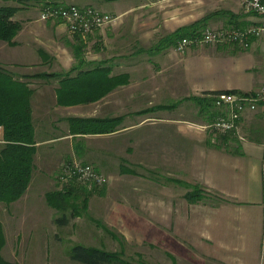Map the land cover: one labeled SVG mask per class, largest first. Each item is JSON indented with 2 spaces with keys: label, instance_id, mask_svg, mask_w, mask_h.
Returning <instances> with one entry per match:
<instances>
[{
  "label": "crops",
  "instance_id": "1",
  "mask_svg": "<svg viewBox=\"0 0 264 264\" xmlns=\"http://www.w3.org/2000/svg\"><path fill=\"white\" fill-rule=\"evenodd\" d=\"M52 1L93 6L116 19L82 39L61 21L40 19L44 0L19 4L15 18L21 29L12 43L0 40V64L33 88L36 152L28 188L10 205H28L31 210L22 215L40 218L36 209L49 208L45 195L59 189L56 178L66 162L88 163L110 180L107 188L94 192L104 199L109 214L136 222V208L148 205L154 243L161 248L162 241H182L185 248L178 255L175 251L177 256L171 254V246L156 251L158 264L162 258L173 264L175 257L179 264H264V112L258 107L242 115L241 154L207 146V133L199 127L221 112L216 99L222 91L250 92L264 85V33L252 37L246 51L194 41L180 52V41L173 43L182 27L193 25L189 29L200 34L191 39H198L207 29L257 26L264 17L246 9L243 0H134L116 11L103 7L105 1L118 0ZM163 6L170 7L171 21L164 22ZM158 13L159 24L152 25L149 17ZM74 66L72 77L92 71L83 85L93 98L87 102L62 105L57 99L61 77L29 76L55 72L63 77ZM114 80L119 81L115 86ZM207 91L218 94H204ZM209 97L214 104L208 108ZM71 117L110 120L108 126L114 119L116 130L74 133ZM2 135L1 128L0 144ZM125 177L139 179L141 184L129 188L138 195L144 196L151 184V199L141 198L138 205L109 199L113 191L121 195L126 190ZM189 183H199L205 191L196 203L186 199ZM64 214L69 222L73 219L55 208L52 221L58 224ZM8 217H0L6 241L1 254L13 262L6 256ZM55 236L59 238L58 232Z\"/></svg>",
  "mask_w": 264,
  "mask_h": 264
},
{
  "label": "rangeland",
  "instance_id": "2",
  "mask_svg": "<svg viewBox=\"0 0 264 264\" xmlns=\"http://www.w3.org/2000/svg\"><path fill=\"white\" fill-rule=\"evenodd\" d=\"M130 1H134V0H127L126 2H124L123 0H118L116 3H112V1H108L109 2L108 3L105 1L103 8H106L108 11H112V10L116 11L123 6H126V4ZM4 2L5 5H8V3H10V5L19 6V4H21L18 2V0H7ZM2 3L3 2H0V4ZM170 7L171 8L174 7V9L176 10L175 6L171 5ZM170 7L163 6L162 8L164 9L162 10V14L164 16V22L171 21V19L174 18L171 15V11L168 10L170 9ZM156 17L159 19L161 15L159 14L149 17V20L151 21L152 25L159 24L155 19ZM113 21L109 22L108 24L112 23ZM61 23L63 22L61 21ZM63 24L66 26L67 30L71 33L69 26L66 23ZM108 24L104 26H107ZM99 28L102 27H98L97 29ZM94 30H90L89 32L85 33L84 34L85 36L83 37H82L83 33L81 34L71 33V34L81 35L80 37L82 39H86L89 33L93 32ZM252 37H259V36H252ZM252 37L249 39V45ZM204 44L207 46V43ZM213 44L215 45L216 43ZM219 44L232 45L234 46V48L238 47L239 50L241 51H246L248 49L247 47L249 46V45L243 46L239 43H233L230 41L229 42L226 41L224 43H219ZM206 46L204 47L206 48ZM178 50L181 52L184 51L185 48ZM242 62H245L247 66L249 65L247 64L248 63L247 60L244 61L243 59ZM3 65L6 68H9L5 64ZM17 69H14V71H17ZM207 92H205L204 94H206ZM243 93L244 92L242 91L240 94L242 95ZM57 99H58V94H57ZM251 111H255V110H251ZM216 117L217 116H215L212 120H210L207 123H203L199 125V127L207 133L205 144L209 147L215 146L218 149H225V151L234 154H241L242 153L241 141H243V135H242L243 131L239 129V121L242 116L238 119V121H236V123H233L232 126L228 128L213 126L212 123L214 122ZM228 136H232L233 138H236V140L233 139L232 141L229 140L228 142H226L224 140V137L228 138ZM148 163L151 162L149 161ZM61 169L62 170L60 171L61 172L60 175L56 178V180L59 182L57 184V186H59V189L62 188L66 183V178L64 177L65 171L63 168ZM35 173L36 170L34 172V175ZM102 175H104L107 179V181L104 184L86 182L83 179H81V181L79 180V184H83L84 186H87V189L94 190L96 188V190L98 191L104 189L105 187L107 188L110 180L105 174ZM122 181H124L123 183L126 187L125 188L126 190L121 195L120 192L113 191L112 193L113 196H111L109 199L115 198V199L127 200L133 205H138L139 200L141 198H148L149 200L151 199V184L149 185V191L145 192L144 196H142L134 193L129 189L130 185L141 184V182H138L139 179L135 178V180L134 179L131 180V178L125 177L124 180ZM196 184L202 187L201 184L199 183ZM85 189L84 191L81 192L77 191L80 193H78L77 197L73 199V202H71L75 205V208L78 211L84 209V211H82L83 213L79 212V214L75 216L76 217L75 219L73 217V219L68 224H61V225L56 224L52 221V217H51L52 211L54 213L55 208L50 207V205L49 208H46L45 210L41 208V205H39V207L36 209V213L40 214L41 216L40 218L37 217L33 218V214H32L26 219L25 216H23L22 214L31 210L27 208L30 206L21 205L20 207L14 208V206H11L12 202L8 204L0 201V217L3 216L8 217L7 215L8 212H11L12 215H14L13 218L8 217L9 219L7 220V224H5L7 232L9 234L8 241L10 243V246L7 248L6 256L14 260L13 262H15L16 264H84L80 261H76L71 258L74 246H76L77 244H83V245H92V246L100 247L110 251L121 250L123 252L124 258L127 260V262L130 263L158 264L156 259L159 258H155V256L153 255L156 251L167 249L169 246H171L170 252L174 256L176 255L175 251L177 252L178 255V251H183V248H185L182 241L178 239H174L171 242L169 240L162 241L163 245L161 248L159 244L154 243L152 236L153 225L151 221L152 220L151 208L148 205L144 208L142 207L136 208L138 214L136 217V222H133L134 220L133 218L120 217L119 215H116L114 212L109 214L111 210L109 211L108 206L106 207L105 204L101 202L104 199L100 198L101 195H99L98 193L95 194L93 192L94 194H91L89 199L85 201V196H86L85 194L87 193ZM209 193L212 194V192ZM213 194L217 196L216 193ZM86 205L87 208L85 209ZM132 210L134 209H130V211ZM67 212L68 214H71L72 210L68 209L66 213ZM2 213L4 215H2ZM49 213H50V218H49ZM61 218H63V216ZM118 218H120V220H127V221L125 223H118L119 221ZM35 219H39V220L32 221ZM55 232H58L59 238L55 236ZM5 243L6 241L4 238L3 246L5 245ZM262 250H264V247ZM13 251H16L17 255H12V254L10 255V253H12ZM172 263L179 264L176 257L172 259ZM160 264H171V262L168 258L167 259L162 258Z\"/></svg>",
  "mask_w": 264,
  "mask_h": 264
},
{
  "label": "trees",
  "instance_id": "3",
  "mask_svg": "<svg viewBox=\"0 0 264 264\" xmlns=\"http://www.w3.org/2000/svg\"><path fill=\"white\" fill-rule=\"evenodd\" d=\"M26 1L18 0L19 3H25ZM48 3L58 4L57 1L44 0L43 6ZM18 8L19 6L15 5L4 4L0 6V40L12 43L21 29V22L15 18ZM192 27L193 25L179 28L174 33L175 42L173 43L176 44L177 42L178 44L185 37L193 38L198 36L200 33L196 32L194 28L189 29ZM77 36L80 37L81 35ZM73 70H75V66L63 77L55 72L36 73L29 76L31 78L45 79L61 77L57 94L58 102L62 105L87 102L93 99L88 98L86 88H83V85L87 83L86 75L92 71H81L72 77L70 72ZM118 83V80H114V86ZM227 92L241 93L242 91L229 90ZM32 93L33 88L29 86L28 81L16 78L12 72L6 70L0 64V129L2 128L3 130V141L0 144V201L8 204L18 200L26 192L34 169L36 145L34 144V124L30 103ZM207 94H218V91H210ZM191 98L197 103L201 101L197 96H192ZM213 101V97L207 98L206 105L208 108L213 106ZM219 113L214 112V117L218 116ZM69 121L70 129L74 133L89 134L116 130L114 119V124L111 126L107 125L110 120L105 119L71 117ZM233 139L236 140L232 136L224 137L226 142ZM64 176L66 178L65 185L60 189L48 191L45 197L50 206L64 212L71 209V216L75 217L79 212L84 211V209L78 211L75 205L71 203L77 197V194L86 188V201L93 192L98 190L96 188L94 190L87 189V186L79 184V179L76 177H67L65 174ZM190 186L191 190L186 193L188 201L197 202L205 196V191L200 185L190 184ZM56 221L58 224H68L69 218L64 214L63 218H57ZM3 242V229L0 223V264H16L2 256ZM71 258L84 264H134L127 262L121 250L110 251L83 244L74 246Z\"/></svg>",
  "mask_w": 264,
  "mask_h": 264
},
{
  "label": "built area",
  "instance_id": "4",
  "mask_svg": "<svg viewBox=\"0 0 264 264\" xmlns=\"http://www.w3.org/2000/svg\"><path fill=\"white\" fill-rule=\"evenodd\" d=\"M246 9L255 11L264 17V0H243ZM115 16L103 12L93 6H80L77 4H51L43 6L40 11L41 20H60L66 23L71 33L83 35L90 30L103 27L115 20ZM264 32V20L257 26L247 28H221L207 29L198 39L183 38L178 44V49H184L194 41L202 43L233 42L243 46L249 45L252 36H260ZM216 106L221 112L212 123L215 127H231L247 110H256L258 107L264 112V85L255 91L233 93L222 91L217 95ZM67 177H76L86 182L104 184L107 179L102 173L88 163H66L63 167ZM65 177V176H64Z\"/></svg>",
  "mask_w": 264,
  "mask_h": 264
}]
</instances>
